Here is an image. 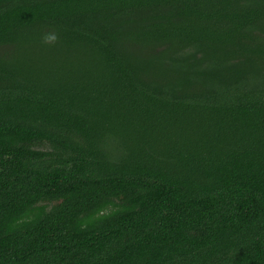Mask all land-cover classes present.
<instances>
[{
    "label": "trees",
    "instance_id": "obj_1",
    "mask_svg": "<svg viewBox=\"0 0 264 264\" xmlns=\"http://www.w3.org/2000/svg\"><path fill=\"white\" fill-rule=\"evenodd\" d=\"M0 264H264V0H0Z\"/></svg>",
    "mask_w": 264,
    "mask_h": 264
}]
</instances>
